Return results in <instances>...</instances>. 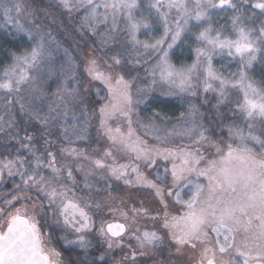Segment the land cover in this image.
Returning a JSON list of instances; mask_svg holds the SVG:
<instances>
[{"label":"rangeland","instance_id":"1","mask_svg":"<svg viewBox=\"0 0 264 264\" xmlns=\"http://www.w3.org/2000/svg\"><path fill=\"white\" fill-rule=\"evenodd\" d=\"M10 1L0 0V37L15 44L2 61L0 79L5 80L21 74L25 63L44 52V44L37 42L43 38L23 29L21 8ZM76 1L91 22L115 26L125 16L143 45L162 46L169 40L170 48L158 61V68L167 73L178 74L189 66L187 60H204L212 77L245 85L252 101L264 104V0H226L220 14L203 3L211 0H169V6L179 9L174 22L154 0ZM81 59L89 81L103 83L108 92L92 109L99 139L106 145H72L58 159L60 164L73 162L70 169L94 183V194L83 198L72 191L70 196L67 188L58 192L48 186L44 198L50 212L34 195L14 196L0 205V235L13 218L24 216L47 261L66 264L46 241L41 226L46 220L73 229L81 242L90 229L106 231L108 223L119 221L126 226L122 237L102 243L111 264H263L227 253L240 247L241 229L256 232L260 255L264 251V177L251 181L248 163L257 162L260 169L262 161L255 155L264 160L262 144L256 141V146L236 153L204 136L191 146L155 143L134 128L130 97L117 68L94 51ZM58 170L65 173L69 168ZM251 186L256 194L247 197L245 188ZM245 216L249 220H243Z\"/></svg>","mask_w":264,"mask_h":264},{"label":"trees","instance_id":"2","mask_svg":"<svg viewBox=\"0 0 264 264\" xmlns=\"http://www.w3.org/2000/svg\"><path fill=\"white\" fill-rule=\"evenodd\" d=\"M154 1L174 22L173 13L179 9L169 6V0ZM10 2L21 8L23 29L43 38V43L37 42L44 44V52L36 61L25 63L18 76L0 79V205L21 193L34 195L45 204L48 186L58 192L68 189L70 196L72 191L83 198L94 194V183L83 181L85 177L70 169L73 162L60 164L58 159L72 145L89 149L95 144L106 145L99 139L92 109L106 100L108 92L103 83L89 81L84 71L81 55L88 51H94L122 74L134 128L151 141L191 146L204 136L222 142L224 151L231 148L232 152L243 153V148L256 146V141L264 151V104L252 101L245 85L224 84L212 77L204 60H187L189 66L178 74H169L158 68V61L170 48V41L162 46L141 44L125 16L109 26L91 22L86 8L76 0ZM211 2L203 3H209L219 14L226 4V0ZM177 21L183 19L177 17ZM16 36L21 44L22 34ZM5 40V36L0 37V71L5 69V52L15 45ZM255 157L262 165L258 169L257 162L248 161L251 181L264 177V160ZM62 168L69 170L62 173L58 170ZM253 187L245 188L247 197L256 194ZM44 208L50 212L46 204ZM246 218L249 220L248 216L243 220ZM242 223L241 227L245 226L246 222ZM41 226L47 243L62 254L66 264H111L112 257L105 253L102 243L117 238L107 231L94 227L81 242L73 229L66 231L51 218ZM239 232L238 251L227 253L264 264L256 232Z\"/></svg>","mask_w":264,"mask_h":264},{"label":"water","instance_id":"3","mask_svg":"<svg viewBox=\"0 0 264 264\" xmlns=\"http://www.w3.org/2000/svg\"><path fill=\"white\" fill-rule=\"evenodd\" d=\"M106 231L112 237H119L125 233L126 226L119 221L110 222ZM36 244V233L29 219L13 218L6 232L0 235V264H48Z\"/></svg>","mask_w":264,"mask_h":264},{"label":"flooded vegetation","instance_id":"4","mask_svg":"<svg viewBox=\"0 0 264 264\" xmlns=\"http://www.w3.org/2000/svg\"><path fill=\"white\" fill-rule=\"evenodd\" d=\"M37 240V239H36ZM36 246H37V244H36ZM37 249L39 250V248H38V246H37ZM40 251V250H39ZM41 252V251H40ZM42 253V252H41ZM44 254V253H43ZM45 255V254H44ZM46 257V256H45ZM47 259V258H46ZM48 262V261H47ZM48 264H50L49 262H48Z\"/></svg>","mask_w":264,"mask_h":264}]
</instances>
